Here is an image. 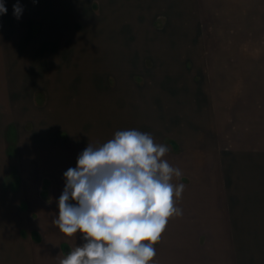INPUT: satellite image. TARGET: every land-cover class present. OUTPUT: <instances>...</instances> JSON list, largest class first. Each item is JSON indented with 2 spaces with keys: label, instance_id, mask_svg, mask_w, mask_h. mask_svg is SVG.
Wrapping results in <instances>:
<instances>
[{
  "label": "crops",
  "instance_id": "crops-1",
  "mask_svg": "<svg viewBox=\"0 0 264 264\" xmlns=\"http://www.w3.org/2000/svg\"><path fill=\"white\" fill-rule=\"evenodd\" d=\"M149 2L136 18L131 11V28L141 19L151 24L159 19L158 28L165 31L160 46L166 51V67L160 70L141 73L123 65L115 73L83 70L81 55L53 70L48 61L58 57L51 53L38 57L31 50L16 65L0 53V91L18 87L14 104L5 101L0 109V264H58V255L85 243L79 232L66 237L51 223L65 186L63 173L76 166L89 142L99 146L116 131L131 128L150 133L156 143H170L165 159L182 170L173 183L185 185L176 202L183 215L169 220L155 245V264H264L258 245L242 247L238 241L264 238V224H259L264 199L254 197L255 187L237 177L249 159H264V96L236 103L244 110L232 119L231 97L223 94L222 100L218 94L215 100L195 72L179 73L173 65L179 30L200 28L204 15L211 29L242 28L236 23L248 15L264 29V0ZM114 3L101 5L121 10L118 0ZM42 27L32 46L45 42L48 27ZM104 27L114 28L97 25ZM198 96H206L204 105Z\"/></svg>",
  "mask_w": 264,
  "mask_h": 264
},
{
  "label": "rangeland",
  "instance_id": "rangeland-1",
  "mask_svg": "<svg viewBox=\"0 0 264 264\" xmlns=\"http://www.w3.org/2000/svg\"><path fill=\"white\" fill-rule=\"evenodd\" d=\"M56 1L60 0H19L23 12L17 19L13 15V5L17 0H2L7 10H11L0 15V53L2 52L5 61L16 65L22 55L32 50L38 57L48 53L58 57L57 61H48V65L55 64L53 70L64 69L75 59V55H81L83 70L103 69L104 72L115 73L116 70L121 71L123 65L124 69H135L142 73L150 72L157 66L159 70L161 66L166 67V51H163L165 47L160 46V37L165 31L158 28L159 19L152 21L153 24L149 23L150 20L147 22V19L146 22L136 20V29L131 28V11L135 12L133 15L136 18L140 12L145 11V6H151L150 0H118L121 14L117 13L118 9L116 11L106 5L102 6L101 3L105 0ZM116 1L114 0V4H117ZM124 9L128 10L123 12ZM204 18L201 19V24L198 23L200 28L179 30V47L173 46V54L178 53V60L173 65L179 66V73L187 71L192 76L195 72L196 81H203L207 92L213 91L215 100L218 94H221L222 100L223 94L226 99L231 97L232 103H235L230 109L231 118L234 119L235 114L244 110H240L236 103H255L257 97L259 100L264 96V93L256 94V89L264 92V29L257 28L262 24L255 21V15H248V20L236 23L242 27L237 29L207 28L212 24L207 23ZM103 24L113 25L114 28H97V25L99 27ZM42 26L48 27L44 34L45 42L32 46L43 29ZM102 39H105L104 45ZM11 82L14 83L15 80ZM13 87H2L0 99L3 102H0V109L5 101L10 105L14 104L18 87L14 84ZM198 97V102L204 105L206 96ZM168 144L170 145L167 141ZM249 160L254 163L249 161L250 165L241 167L237 177H242L255 187L254 197L264 199V159ZM254 223L247 224L251 226ZM259 224H264V221ZM238 241L242 247L246 244L258 245V256L264 257V238Z\"/></svg>",
  "mask_w": 264,
  "mask_h": 264
},
{
  "label": "clouds",
  "instance_id": "clouds-1",
  "mask_svg": "<svg viewBox=\"0 0 264 264\" xmlns=\"http://www.w3.org/2000/svg\"><path fill=\"white\" fill-rule=\"evenodd\" d=\"M22 12L17 0L13 15L19 19ZM6 13L0 0V15ZM169 151L134 128L99 146L89 142L63 173L51 221L66 237L79 232L85 243L58 255V264H155V245L169 220L183 215L176 202L185 185L173 183L182 170L165 159Z\"/></svg>",
  "mask_w": 264,
  "mask_h": 264
},
{
  "label": "trees",
  "instance_id": "trees-1",
  "mask_svg": "<svg viewBox=\"0 0 264 264\" xmlns=\"http://www.w3.org/2000/svg\"><path fill=\"white\" fill-rule=\"evenodd\" d=\"M64 247H66V245L64 244Z\"/></svg>",
  "mask_w": 264,
  "mask_h": 264
}]
</instances>
